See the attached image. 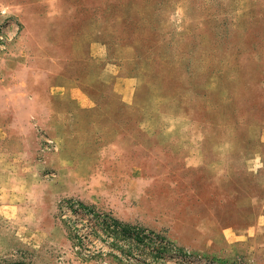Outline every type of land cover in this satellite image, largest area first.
<instances>
[{"label":"rangeland","instance_id":"1","mask_svg":"<svg viewBox=\"0 0 264 264\" xmlns=\"http://www.w3.org/2000/svg\"><path fill=\"white\" fill-rule=\"evenodd\" d=\"M0 82V264H264V0H0Z\"/></svg>","mask_w":264,"mask_h":264},{"label":"crops","instance_id":"2","mask_svg":"<svg viewBox=\"0 0 264 264\" xmlns=\"http://www.w3.org/2000/svg\"><path fill=\"white\" fill-rule=\"evenodd\" d=\"M9 75H11L12 76V79L14 78V74L13 73H11V74H9ZM11 79V80H12ZM11 80H7L6 82V84H8V85H10L11 84ZM30 81H32V83H33V86H34V84H35V82L37 81V80H32V79H30ZM0 86H5L2 82H0ZM8 87V86H7ZM38 86L36 85V88H37ZM67 90H68V88H67ZM47 102H53L52 100H51V98H49V100H47Z\"/></svg>","mask_w":264,"mask_h":264}]
</instances>
